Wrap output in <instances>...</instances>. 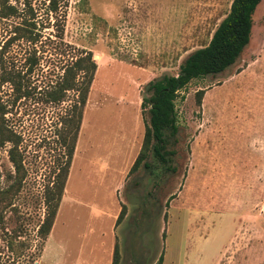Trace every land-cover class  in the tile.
<instances>
[{"label":"rangeland","instance_id":"rangeland-1","mask_svg":"<svg viewBox=\"0 0 264 264\" xmlns=\"http://www.w3.org/2000/svg\"><path fill=\"white\" fill-rule=\"evenodd\" d=\"M230 1L67 0L61 38L54 27L42 28L35 63L24 74L34 91L53 81L80 49L91 52L96 67L44 252L49 232L43 240L36 232L42 190L56 172L58 119L72 96L46 103L32 94L6 114L20 135L25 178L15 211L3 222L5 231L19 236L9 251L1 234L0 264H69L100 228L106 232L100 214L110 217L120 204L115 264H153L159 255L161 264H264V0L235 61L177 91V132L168 138L172 152L165 165L148 153L146 165L128 172L148 118L146 108L140 110L147 82L175 74L189 52L206 44ZM32 3L39 26L52 23L42 1ZM12 21L0 23L1 42ZM29 49L23 42L9 45L4 63L22 73ZM0 92L4 99L9 86ZM0 169H10L4 148Z\"/></svg>","mask_w":264,"mask_h":264},{"label":"trees","instance_id":"trees-1","mask_svg":"<svg viewBox=\"0 0 264 264\" xmlns=\"http://www.w3.org/2000/svg\"><path fill=\"white\" fill-rule=\"evenodd\" d=\"M45 18H53L52 23L39 26L37 9L32 0H0V23L15 18L9 23V33L0 44V87L9 86V92H0V148L6 151L10 169L2 172L0 169V236L5 241L9 251L13 250V243L19 236L18 231L4 230L6 212L15 211V199L25 178V169L19 149L20 135L10 124L9 118L12 106L19 100L37 94L46 103L63 102L67 93H71L72 100L66 111L59 116V128L56 138L61 147V154L55 162L56 172L50 182L43 185L42 201L44 211L42 219L37 224V235L43 240L48 234L62 195L63 187L70 166L74 145L77 137L82 110L86 101L89 85L95 71L96 64L89 50L80 49L61 65L56 78L48 84L34 91L24 81V74H29L35 63L33 59L34 45L42 37V28L54 27L57 38H61L64 9L67 0H41ZM260 0H231L224 16L216 24L206 44L189 52L179 63L178 70L173 75L163 74L146 84V94L141 97L140 110L146 108L148 118L144 122L143 134L139 150L130 165L128 172L133 171L146 155L165 165L171 150L166 148L168 138L177 132L174 99L177 91L183 88L191 79L207 74L221 72L230 66L239 56L249 41L252 14ZM47 38V37H45ZM15 42H23L30 46L29 53L24 59L27 64L23 72L4 63L6 48ZM203 90L196 91L197 102ZM143 165H146L143 162ZM166 167V166H164ZM124 214V205L120 204L115 218L116 226ZM116 244H113L111 263L115 264ZM159 255L153 264H161Z\"/></svg>","mask_w":264,"mask_h":264},{"label":"crops","instance_id":"crops-1","mask_svg":"<svg viewBox=\"0 0 264 264\" xmlns=\"http://www.w3.org/2000/svg\"><path fill=\"white\" fill-rule=\"evenodd\" d=\"M133 159L134 157L130 160L128 166H130ZM116 174H117L116 177H119V180H117L119 182L121 174H118V173ZM68 176H69V172L67 173L62 195H61V198H60V201H59V204H58V207H57L54 219H53V223L49 230V234L45 241V247L43 249V252L46 249L47 240L53 232V229L56 223V217L58 214V209L61 208V205L63 204L62 201L65 196L64 191H65L66 182L68 180ZM118 211H119L118 208H115L112 214L110 215V217H108L104 213H102L103 215L100 214V216L103 219V222L106 223V226H107L106 232H102L103 229L100 228V230H98V233L96 234L97 235L96 238H94V242L89 244V241H87L88 245L86 244L83 246V248L82 247L79 248L75 258H73L72 260H69L68 262L69 264H110L111 263V255H112V249H113V244H114L113 228L115 227L114 223H115V218H116ZM107 222H109V225H107ZM61 261H64V260L61 259Z\"/></svg>","mask_w":264,"mask_h":264}]
</instances>
